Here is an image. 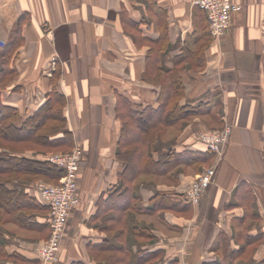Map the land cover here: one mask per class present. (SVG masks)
Masks as SVG:
<instances>
[{
  "label": "crops",
  "instance_id": "0c3cea01",
  "mask_svg": "<svg viewBox=\"0 0 264 264\" xmlns=\"http://www.w3.org/2000/svg\"><path fill=\"white\" fill-rule=\"evenodd\" d=\"M234 1L242 10L215 38L193 0H0V70L8 67L0 108L17 109L21 125L51 99L73 147L83 149L80 202L56 264H107L104 246L112 243L123 247L118 257L127 254L116 264H216L225 251L239 256L235 264L264 260V0ZM18 22L21 42L9 52ZM171 74L182 87L180 108L190 111L167 122L162 86ZM138 118L155 145L147 134L137 136ZM226 128L214 182L197 204L187 192L200 173L190 167L177 172L182 166L169 164L131 181L144 207L157 191L183 194L186 215L129 211L117 217L125 172L120 153L153 152L158 162L166 152H207L199 134ZM23 155L47 158L33 150ZM216 162L215 154L203 169ZM9 225L7 251L42 264L40 233ZM134 225L147 234L133 233Z\"/></svg>",
  "mask_w": 264,
  "mask_h": 264
},
{
  "label": "trees",
  "instance_id": "16d2710c",
  "mask_svg": "<svg viewBox=\"0 0 264 264\" xmlns=\"http://www.w3.org/2000/svg\"><path fill=\"white\" fill-rule=\"evenodd\" d=\"M12 32L9 52H12L20 45L21 28L19 22ZM9 52L4 51L2 56L7 58L6 56ZM157 63L161 65L159 62ZM7 69V66H3L0 70L1 83L5 78L4 75L8 72ZM161 73L162 70L156 78V83L161 80ZM164 79L162 90L167 94L164 104L167 107L166 109H169V113H166L164 120L168 122L187 115L190 109L186 107L180 108L179 106L183 93L177 76L171 74ZM56 99L61 103L62 100L60 97L56 96ZM138 119L137 127L140 132L139 134L134 132L138 137H140V134H147L145 138L149 140V145H155V135L145 133L146 123H143L140 120L141 118ZM19 120L20 114L17 109L5 106L0 108V264H26V262L28 263L30 261L21 254H10L7 251V247L11 242L5 236L7 224H14L27 231H37L45 241L50 238L51 210L30 189L36 187L38 182L59 184L60 179L65 174V169L52 164L49 160L26 157L23 155L24 152H17V149L11 147L10 144L37 143L47 148L62 149L65 153H71L70 151L74 148L71 134L65 129L64 119L61 116V108L52 107L51 99L36 114L29 117L21 125L18 124ZM161 120H163V117H161ZM147 126L152 127V125ZM51 133L54 134L50 135ZM130 135L132 134L130 133ZM152 153L122 152L119 155L120 159L125 162V172L120 188L118 189L120 198L117 197L119 199L118 203L121 204L120 214L117 216L119 217L120 215V219L122 215L124 216L129 211L155 214H163L164 212L178 214L182 212L183 215H186L190 211V204L184 201L183 194L173 191H157L151 199L150 204L144 207L141 197L135 192L131 181L142 171H160L158 169L159 167L163 166L166 169L168 168L166 165L169 164L172 168L182 166L177 172H187L190 167L196 173H203L207 169H203L204 166L210 165L215 158V153L210 150H207V152L171 151L162 155L158 162H154ZM193 183H191L190 188ZM41 218H44V222H40L39 219ZM123 229L125 232V225ZM132 230L133 233L138 232L140 236L147 234L145 228L142 226L134 225ZM124 232L122 233L123 235ZM107 245L104 246L105 249L110 250L107 254L105 253V262L107 264H116L118 260H125L127 256L125 251H122V257L117 256V250H122V246L120 247L118 244L113 243L109 244L110 246L108 247ZM127 249L128 252L131 251L130 246ZM227 252L229 254L228 256L226 255V251L220 254L219 262H216V264H235L239 256L231 251ZM37 259L40 261L38 257ZM250 263L254 264L252 258H250ZM259 264H264V260L260 261Z\"/></svg>",
  "mask_w": 264,
  "mask_h": 264
},
{
  "label": "built area",
  "instance_id": "2783aa9c",
  "mask_svg": "<svg viewBox=\"0 0 264 264\" xmlns=\"http://www.w3.org/2000/svg\"><path fill=\"white\" fill-rule=\"evenodd\" d=\"M193 4L205 12L211 34L215 38L223 37L230 30L233 15L242 10V5L234 0H193ZM229 134L230 130L227 128L218 132L199 134V141L217 155V162L196 176L188 192L194 204L200 201L205 191L214 182L218 163L224 154ZM82 157L83 150L79 146L69 154L51 156L49 162L65 169V174L59 184L44 182L37 184V195L49 206L52 218L50 238L40 243L36 249L37 257L42 264H56L59 261V252L70 215L80 202L77 182Z\"/></svg>",
  "mask_w": 264,
  "mask_h": 264
},
{
  "label": "rangeland",
  "instance_id": "374dc122",
  "mask_svg": "<svg viewBox=\"0 0 264 264\" xmlns=\"http://www.w3.org/2000/svg\"><path fill=\"white\" fill-rule=\"evenodd\" d=\"M42 129V128H41ZM40 129V130H41ZM223 129H219V130H214V131H208V132H218V131H222ZM202 133H207V132H202ZM201 133V134H202ZM54 133H51L50 135H53ZM8 145V144H7ZM11 145V147H13V148H15V149H17V152H25V151H27V150H33V151H38L39 153H44L45 155H47V158H45V159H47V160H49V158L51 157V156H53V155H66V154H69V153H65L62 149H53V148H47V147H45L44 145H40V144H37V143H35V144H31V143H21V144H19V145H13V144H10ZM9 145V146H10ZM77 146H75L74 148H73V150L76 148ZM225 149H226V147H225ZM73 150L72 151H70V152H73ZM83 150V149H82ZM130 152H134L132 149H130ZM225 152V151H224ZM47 153H49V154H47ZM78 175H79V173H78ZM45 183V182H44ZM59 183H60V181H59ZM78 186H79V179H78ZM7 228H8V226H6ZM9 228L10 229H15V230H19L18 229V227L17 226H14L13 224H11V225H9ZM22 234H25L26 236L27 235H29L30 237H33V235L32 234H29V233H26V232H23ZM66 235V234H65ZM43 242H45V239H43V240H41V243H43ZM37 245H39V244H37ZM36 249H37V247H36ZM61 249H62V244H61Z\"/></svg>",
  "mask_w": 264,
  "mask_h": 264
}]
</instances>
